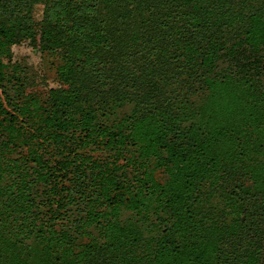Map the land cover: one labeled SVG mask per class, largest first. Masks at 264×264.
I'll return each instance as SVG.
<instances>
[{"label":"trees","instance_id":"trees-1","mask_svg":"<svg viewBox=\"0 0 264 264\" xmlns=\"http://www.w3.org/2000/svg\"><path fill=\"white\" fill-rule=\"evenodd\" d=\"M0 264H264V0H0Z\"/></svg>","mask_w":264,"mask_h":264},{"label":"rangeland","instance_id":"rangeland-1","mask_svg":"<svg viewBox=\"0 0 264 264\" xmlns=\"http://www.w3.org/2000/svg\"><path fill=\"white\" fill-rule=\"evenodd\" d=\"M36 12H37L36 14L37 19H41L42 14H43L42 4L37 6ZM14 51H15L16 58L27 59L28 62L34 65L37 70H39L40 72H42L43 74L47 76V82H44L41 84L43 86L41 87L43 90L48 89L49 87L55 84L54 79H53L54 78L53 72L51 69L48 68L47 64L44 62L42 58V53L39 51V49L34 47L30 42L26 41L19 45H16L14 47ZM129 216H131V212L125 211L123 213L124 219L128 218Z\"/></svg>","mask_w":264,"mask_h":264}]
</instances>
